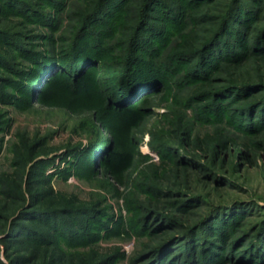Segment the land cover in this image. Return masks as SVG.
<instances>
[{
  "label": "rangeland",
  "instance_id": "374dc122",
  "mask_svg": "<svg viewBox=\"0 0 264 264\" xmlns=\"http://www.w3.org/2000/svg\"><path fill=\"white\" fill-rule=\"evenodd\" d=\"M22 1L31 4L26 11L0 0V264H16L8 240L35 210L28 188L23 195L8 194L7 175L13 180L23 175L26 186L30 182L37 190L52 186L88 206L69 218L72 226H84L80 236H56L66 257L96 250L98 264H201L202 251L208 243L213 248L222 229L228 231L217 242L226 255L223 264H264L240 259L264 228V129L237 127L236 109L250 97L231 93L236 86L264 85V52L252 48L207 81L189 76L185 65L171 71L167 66L192 35L196 49L179 51L198 62L237 2L256 12L249 40L264 37V0H165L183 8L181 35L154 56L166 67L160 82L124 108L111 88L123 68L127 41L144 20L146 0H132L134 14L119 13L105 25L87 20L100 0ZM37 11L46 22L38 20ZM99 38L104 48L98 61L83 63L80 78L66 74L43 90L48 74L32 88V97L20 89L31 64L25 48L48 49L62 62L78 43ZM220 92L226 93L221 104L233 101L221 106L225 113L219 119L206 107Z\"/></svg>",
  "mask_w": 264,
  "mask_h": 264
},
{
  "label": "trees",
  "instance_id": "16d2710c",
  "mask_svg": "<svg viewBox=\"0 0 264 264\" xmlns=\"http://www.w3.org/2000/svg\"><path fill=\"white\" fill-rule=\"evenodd\" d=\"M131 1L132 0H100L99 5L96 6L87 20L89 19L90 24L105 25L111 18L118 16L119 13L132 11V14H134ZM202 1L207 2L209 0ZM196 3H198V1ZM2 4L10 8L15 7L21 11H26L31 5L30 2L22 0H3ZM175 7L174 4H170L165 0H146L145 13H143L144 20L141 21L142 23H140L137 28L135 27L136 29L127 41L123 68L120 70V76L116 82L117 84L111 88V90L114 91L113 97H115L117 101L116 104L119 108H124L126 104H128L130 98L149 89L153 84L159 83L161 77L164 76L162 72H166V67H163V65L160 67L156 64L160 61H156L154 56L159 48L167 46V42H169L171 38L176 36L175 39L177 42V39L181 35L178 33V28L183 23L182 18L184 14L183 11L180 10L183 8ZM151 10H154V12L157 11V13H153L152 16ZM35 15L41 22H46L45 16L42 15L40 11H37ZM256 17L255 10L252 11L247 6H239V2H237V6L232 8L228 15L229 19L227 18L228 20L224 21L217 35L207 41L205 48L200 51L198 62H196L195 58H191L186 54L183 55L184 53L179 51V49H196L198 40L195 35H192L190 37L187 36L188 38L186 37L181 41V45L176 48V54L171 58V63L167 66H170L171 71L172 67L180 68L185 65V67L187 66L189 69V76L194 79L207 81L210 79L211 73H217L223 70L228 62L237 61L243 56L252 53V48H257V51L255 50L254 52H264L263 36H253L254 40H249V32ZM151 18L161 21V24H158V21L156 23L153 21L151 22ZM143 24H145L144 27H142ZM93 42L94 43H88V45L86 42L84 44L78 43L77 47L71 49V54L69 53L66 55L68 60L61 59L62 62L57 58L60 57V55L52 56L53 54H51L48 49L33 51L25 48L24 58L31 64L29 68L26 69L24 83L21 82L20 84L18 82L20 89H24L26 91L25 93L29 97H32V88L38 86L48 74H50L48 81L44 82L41 87L43 90L54 78L64 79L66 74L70 77L73 76L75 79L80 78L82 76L79 75L81 74L80 69L82 66L85 63L98 61L101 50L104 48L100 38L93 40ZM72 71L75 72L73 73ZM166 78L169 79V77ZM263 86L264 85L261 87L257 84L236 86L231 92L236 93L239 91L238 97H250L249 101L243 103L241 107L236 109V111L240 109L239 116L236 118L235 122L241 131H259L264 129ZM262 91L263 93H261ZM225 96L226 93H218L216 95V103L206 107L207 112L209 114H214L219 119L224 116L225 111H223L221 106L223 104H231V101H233L228 100L221 104L219 101H221V97ZM208 113L207 115H209ZM230 117L231 116H229V120L232 121ZM21 148L22 144L16 147L18 150L17 156L22 158V154H19ZM7 176L5 177L6 179L4 178L3 180V185L10 191L8 194L11 196L23 195L28 188L31 191L32 203L35 206L33 214L27 218L29 222L23 224L19 229L14 228L11 232L13 238L8 240L11 249L17 253L14 260L16 264H27V259L32 261L39 259L38 264H98L101 255L96 250H91L90 255L81 254L78 256L66 257L65 252L61 249L59 242L56 240L57 235L68 236L73 240L80 236L78 234V229L84 226H82L80 222L72 226L69 218L76 214L82 215L86 213V211H88V206L86 204L78 202L74 196L56 192L52 186L37 190L28 182L30 184H28V187L26 186V180L23 175L21 178H17L20 182L13 180V178L11 179L12 176ZM25 213L26 210H23L22 215ZM222 221L224 223L228 220L223 218ZM233 223V227H235L237 224L235 222ZM260 231L253 236V240L249 246L250 249L241 253L240 259L247 260L248 262H264V230ZM227 232L228 231L221 229L216 237V243L213 248H209L208 244L210 243L207 244L206 249L204 248L205 250L202 251L204 254H202V258L200 259L202 262L201 264H223L226 261V255L224 256L223 253L219 251L221 246H219L217 242L223 241ZM28 242L32 244L30 248L26 245ZM23 245L27 247L23 248ZM22 249L28 252L29 256H27V258L22 255ZM36 252L42 254L36 256Z\"/></svg>",
  "mask_w": 264,
  "mask_h": 264
}]
</instances>
